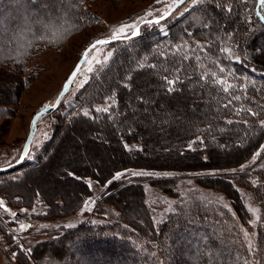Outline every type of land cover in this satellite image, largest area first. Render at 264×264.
<instances>
[{
	"label": "trees",
	"instance_id": "obj_1",
	"mask_svg": "<svg viewBox=\"0 0 264 264\" xmlns=\"http://www.w3.org/2000/svg\"><path fill=\"white\" fill-rule=\"evenodd\" d=\"M8 1L0 0V37L19 36L17 45L27 53L60 44L93 19L83 0ZM249 4V0H204L174 21L166 17L159 23H145L137 36L111 43L114 49L108 64L81 90V105L74 115L54 124L44 156L36 163L17 165L13 170L19 173L12 175V169L0 172V200L8 206L31 209L40 203V217L55 218L77 212L95 195L94 212L104 222L51 231L40 240L26 242L24 249L12 244V235L0 223V239L14 263L245 264L247 251L239 240V229L224 209L191 201L154 225L143 187L130 182L128 170L221 171L241 166L259 150L264 143V64L249 60L247 52L254 50L264 58V20L250 11ZM220 5L231 6L232 11ZM160 24H168L166 34L159 31ZM2 41L0 118L12 114L8 106L17 102L32 78L23 54L10 57L13 45ZM222 48L230 51L222 52ZM205 73L209 75L201 79ZM164 76L179 77L174 91L166 90ZM216 79L233 87L225 93ZM232 96L241 99L224 107ZM104 107L109 108L107 113L96 111ZM239 109H251L258 115L237 114ZM153 112L168 116L148 120ZM159 126L164 128L159 130ZM71 130L73 136L68 135ZM79 134L87 139V155L83 154L91 161L87 159L86 164L79 163L76 154H63L66 148L74 150V135L79 140ZM155 148L166 156V164H154L147 158L158 151ZM113 153L112 162L109 156L114 157ZM57 171L59 179L55 178ZM117 173L122 174L119 179ZM37 177L60 184L59 193L54 195L55 184L40 187ZM151 182L177 196L174 180ZM195 183L227 198L244 227L249 214L238 187L251 193L260 215L251 264H264V163L237 175L202 173ZM124 196L130 208L120 201ZM181 253L185 259L177 257Z\"/></svg>",
	"mask_w": 264,
	"mask_h": 264
},
{
	"label": "rangeland",
	"instance_id": "obj_2",
	"mask_svg": "<svg viewBox=\"0 0 264 264\" xmlns=\"http://www.w3.org/2000/svg\"><path fill=\"white\" fill-rule=\"evenodd\" d=\"M15 1L16 0H9L8 3H14ZM200 3L201 2H198L197 4L193 5L191 3V0H185L184 3H181L168 14V20L174 21L175 19L180 18ZM249 3L250 4L248 6H250V11L253 12L254 10H256V0H249ZM83 4L88 13L93 16V19L88 25H84L82 29L78 30L74 34H71L58 45L52 47H39L33 53H27L25 50H22L23 47L17 45L19 39H21L19 38V36L9 35L4 36L3 38L0 37V40H8L13 45L11 47L12 52L9 54L10 57L15 58L20 54H23L21 57H25L24 61L26 65V71L32 75L29 84L22 89L20 95L18 96L17 102L8 106L13 110L11 111L12 114L7 112L4 117L0 118V140L3 143V146L0 148V168L3 169H1L0 172L12 169V171L9 172L13 175L19 173L20 171L13 170L17 165L36 163L40 159V157L44 156L43 149L46 143L51 138V132L53 130L54 124L60 118H70L79 109L81 102L78 97L81 90H83V88L88 84L92 77L98 74V72L102 70L106 64H108V61L111 58V56H108V53L110 52L112 55V50L114 49V45L111 44L113 42L98 45L96 49L92 50V52L89 53V63H85L82 61V67L80 71L77 73L76 77L69 85L68 89L65 91L59 104H57V107L49 114L45 116L40 115L37 118L35 131H33L34 134L30 143L29 151L27 152V155H25L23 159L18 162L20 160L19 158L23 148V144L31 128L32 118L40 110L44 109L45 105L49 106L54 102V100L62 90L69 73L71 72L75 64L79 61L85 49H87L89 45L97 40L112 39V35L115 29L125 24L130 26L135 24L136 27L126 28L125 32L120 35V38L122 39L119 40L131 39L132 37L129 38V35L133 33L137 27H139L137 31V33H139L140 27L145 24L146 21H150L156 18L158 19L162 15L168 13L175 2L174 0H161L160 3H157V0H83ZM185 8H188L189 10L185 11ZM149 12H151V15H147V13ZM24 18H26L25 15L23 16V19ZM166 26H168V24H160L158 26V29L162 34H166ZM16 33L17 35H19L20 32L16 31ZM137 35L138 34H136L135 36ZM247 58L249 60L251 59L253 61L264 64V58L258 56L254 50H249L247 52ZM97 61H99V63H97ZM9 64L11 63L9 62ZM89 67H91V71H88ZM154 90L155 89H153L151 92H153ZM140 109L144 110L142 105L140 106ZM152 114L151 116L149 115V118H147L148 120L151 119L153 121L155 120L153 119L155 117H158V120H162V118H167L168 116L161 114V112H153ZM162 128L164 127H158L159 130H161ZM73 134L74 133L72 132V130L68 133L69 136H73ZM79 138L80 139L78 140L74 135V142L77 141V143L73 142L74 150L72 148H66L63 150V154L66 153L67 156L76 154L79 163L86 164L85 162L88 157L86 158L83 153L87 155V139L84 135L82 136L80 134ZM158 139L160 140L162 139V137H158ZM128 146L135 147L134 145ZM161 147H163V145H161ZM155 149H157L158 151L152 152V156L147 158L154 164H166L165 162H168L166 156L162 155L160 149ZM96 150L100 151V148L96 147ZM100 153L102 155V158L106 159L107 156L104 155L103 151H101ZM257 153H259V155H256ZM254 155H256L255 160H253ZM254 155L239 167L202 173L237 175L239 173L247 172L251 168L257 167L260 164L264 163V143ZM115 158L116 155H114V157H112V155L109 156V159L112 162ZM91 164L93 166V163ZM94 164L97 165V163L95 162ZM128 172V175L132 177L130 179V182L140 183L143 187L144 202L150 210L154 225L166 218V215H168L169 213L176 211L178 208H181L183 205H186L191 201H204L206 203L218 205L219 207L224 209L230 215L231 221L237 224V227L239 229V240L244 245L247 251V258L245 261H248L249 264H251L252 252L248 251V244L250 241L254 249L256 227L257 224L260 223V215L258 214V206L254 202L252 195L248 190L238 187L240 196L242 198V201L244 202V206L249 214L247 222L248 226L244 227L239 223L238 220H236V216L234 215V212L227 198H225L221 193L217 191L203 188L195 183V179L201 176L202 173L148 171L141 168L130 169L128 170ZM135 172H147L150 173V175L136 176L133 175V173ZM32 174L33 173L29 174L28 177L32 176ZM59 176L61 175L57 171L55 178L59 179ZM39 177H37L35 181H40L37 182V184L40 183V187L41 185L44 186L43 183H45L46 185L55 184L57 190L55 191L54 195L59 193L58 187H62L60 186V184L54 183L49 179V177L44 179H40ZM158 178H169L174 180V189L177 191V196H171L165 193V191H162L157 185L152 184L151 180ZM95 199V195L90 196L85 200L84 204L77 212L67 216H60L55 218L40 217V213L42 212L41 209L43 208V205L40 203H37L31 209L13 208L11 206H8L12 209H17L18 211H20L23 216L29 220L30 228L25 230L24 232L17 230L18 224H16L12 220L10 215L6 213H0V223L4 224V227L10 233V235H12L11 237H13V232L18 233V240L13 237L11 242L18 248L24 249V244L26 242H35L37 240H40L51 231L61 230L64 228H72L78 226L81 223L104 222V217L94 212V208L96 206V203L98 202H96ZM123 199L125 201H122ZM123 199H121L120 201L125 204V207L130 208L132 205H129V202H126V196H124ZM86 202L88 205L87 208L85 207ZM225 205L227 207H225ZM133 206L135 209V204ZM245 233H247V237L245 236ZM197 236L198 235L196 234V237ZM193 237L194 235L192 234L187 239L189 240ZM177 243H179V241H176V244ZM194 245V242L191 243L189 250L193 251ZM184 255V253H181V255H177V257L184 258ZM0 264H17L14 263L12 253H9L8 251V246L5 245L1 239Z\"/></svg>",
	"mask_w": 264,
	"mask_h": 264
},
{
	"label": "snow or ice",
	"instance_id": "obj_3",
	"mask_svg": "<svg viewBox=\"0 0 264 264\" xmlns=\"http://www.w3.org/2000/svg\"><path fill=\"white\" fill-rule=\"evenodd\" d=\"M160 2H161V0H157V3H160ZM174 2H175V4L178 5V4L184 3V0H174ZM198 2H203V0H191V3L193 5L197 4ZM242 2L247 3V0H242ZM256 4L259 7V11H257L256 14L259 16V18L261 20H264V14H262V13H264V0H256ZM220 6L226 7V10L229 11V12L232 11L231 6H225V5H220ZM188 10H189L188 8H185V11H188ZM147 15H151V12L147 13ZM161 18H163V16H161ZM155 22L159 23V20H156ZM129 27L135 28L136 25L135 24H133L131 26L130 25H126V24L125 25H121L119 28L115 29V31L113 32L112 39L113 40L114 39H119L120 35L123 34L125 32V29L129 28ZM135 34H138V33L134 31L133 35H135ZM41 38H43V37H41ZM109 42H110L109 40H97V41L93 42L91 45H89V47L87 49H85L84 53L82 54V61L85 62V63H89L90 62L89 61V53L92 52V50L96 49V47L98 45L107 44ZM199 47H200L201 51L205 50L204 46L201 45ZM221 51L222 52H229L230 49L222 48ZM108 56H111L110 52L108 53ZM184 59H189V57L185 56ZM196 59L199 60L200 57L196 56ZM97 63H99V61H97ZM140 66L143 67L144 65L141 64ZM81 67H82V65L80 63H78L77 66H76V69L73 71L72 75L69 77L68 81L65 83V85H64L65 89H67L69 84L72 83V81L76 77L77 73L80 71ZM153 67H155V66H153ZM91 70H92L91 67H89L88 71H91ZM220 70H221V72L224 71L223 68H221ZM208 75H209L208 73H205L204 75L201 76V79H205ZM210 75L212 77L216 76L215 73H211ZM163 80H164L165 84L167 85L166 90L170 93V92L175 90L174 86L179 81V77L177 76L175 79H170L168 76H164ZM215 83L222 85L223 86V91L225 93L229 92V89L233 87V85L227 83V81H225L223 79H216ZM240 99H241L240 96H232L231 99H229L228 103L224 105V107H226V108L229 107V105H231V103H232V100H240ZM48 107H49L48 105H45L44 106V110H47ZM96 111L97 112H105V113H107L109 111V108L108 107L97 108ZM239 111H247L250 115H253V116L258 115V113L252 112L251 109H239V110H237V114H239ZM84 115L87 116L88 112L85 111ZM227 123H233V121L229 120V121H227ZM245 123H246V121H245ZM261 124L264 125V121H261ZM25 155H27L26 152H25ZM256 155H259V153H257ZM256 155L253 156V160L256 159ZM121 175L122 174L117 173L115 178L119 179ZM133 175H136V176L150 175V173H147V172H143V173L142 172H135V173H133ZM108 183H111V181H109ZM87 206L88 205H87V202H86L85 207L87 208ZM0 207H4V202L2 200H0ZM225 207H227V206L225 205ZM5 211H7L6 207H5ZM253 211H255V210H253ZM12 215H15V213H13ZM20 227H21V229H23V228H25V225L22 224ZM245 236L247 237V233H245ZM248 251L249 252L253 251V246H252L250 241H249V244H248ZM13 255L15 256L16 254L13 253ZM245 264H249V262L245 261Z\"/></svg>",
	"mask_w": 264,
	"mask_h": 264
},
{
	"label": "water",
	"instance_id": "obj_4",
	"mask_svg": "<svg viewBox=\"0 0 264 264\" xmlns=\"http://www.w3.org/2000/svg\"><path fill=\"white\" fill-rule=\"evenodd\" d=\"M185 1V0H184ZM180 4H174L173 6H172V8H170V10L168 11V13H166V14H164V15H162L163 16V18H166L167 16H168V14L170 13V12H172L177 6H179ZM256 13H257V11H258V5L256 4ZM163 18H161V17H159L158 19L156 18V19H153V20H150V21H146L145 23H156L155 21L156 20H162ZM138 28L139 27H137L136 29H135V32H137L138 31ZM136 35V34H135ZM135 35H133V33H131L130 35H129V38H131V37H133V36H135ZM127 38V37H126ZM119 39H122V38H119ZM119 39H108L110 42H114V41H117V40H119ZM95 42V41H94ZM78 63H80V64H82V56H81V58L79 59V61L75 64V66L73 67V69L71 70V72L69 73V75H68V77H67V79H66V81H65V83L68 81V79H69V77L72 75V73H73V71L76 69V66H77V64ZM65 83H64V85H65ZM70 85V84H69ZM69 87V86H68ZM68 89V88H67ZM67 89H65L64 88V86H63V88H62V90L60 91V93L58 94V96L56 97V99L54 100V102L51 104V105H49V107H48V109L47 110H44V109H42V110H40L33 118H32V121H31V128H30V131H29V133H28V135H27V137H26V139H25V142H24V144H23V148H22V151H21V154H20V160L18 161V162H20L22 159H23V157L25 156V152L27 153L28 151H29V147H30V143H31V140H32V138H33V134H34V132L33 131H35V126H36V122H37V118L40 116V115H47V114H49L51 111H53L56 107H57V104H59V102H60V100H61V98H62V96L64 95V93H65V91L67 90ZM1 169H3V168H0V170Z\"/></svg>",
	"mask_w": 264,
	"mask_h": 264
},
{
	"label": "built area",
	"instance_id": "obj_5",
	"mask_svg": "<svg viewBox=\"0 0 264 264\" xmlns=\"http://www.w3.org/2000/svg\"><path fill=\"white\" fill-rule=\"evenodd\" d=\"M5 207L7 208V211H5ZM0 213H6L8 215H10V217L12 218V220L18 224V227H17V230H20V231H25L27 229L30 228V222L28 219H26L23 214L18 211L17 209H12L10 207H8L7 205L4 204V207H0ZM13 213H15V215H12ZM25 225V228L21 229V225ZM18 233L17 232H13V237L15 239L18 240V237H17Z\"/></svg>",
	"mask_w": 264,
	"mask_h": 264
},
{
	"label": "bare ground",
	"instance_id": "obj_6",
	"mask_svg": "<svg viewBox=\"0 0 264 264\" xmlns=\"http://www.w3.org/2000/svg\"><path fill=\"white\" fill-rule=\"evenodd\" d=\"M115 164H116V163H115ZM109 166H110V165H109ZM107 167H108V166H107ZM113 167H114V164H113ZM104 171H105V169H104ZM56 181H57V180H56ZM48 187H49V185H48ZM48 187H47V188H48ZM50 187H52V186L50 185ZM50 187H49V188H50ZM47 188H46V189H47ZM49 188H48V189H49ZM52 189H54V188H52ZM54 190H55V189H54ZM50 191H51V193H53L52 190H50ZM50 191H49V192H50ZM49 192H48V193H49ZM67 201H68V200H67ZM71 201H72V200H71Z\"/></svg>",
	"mask_w": 264,
	"mask_h": 264
}]
</instances>
